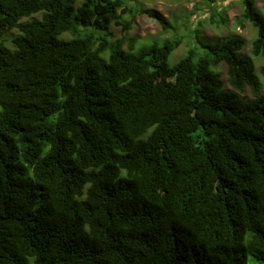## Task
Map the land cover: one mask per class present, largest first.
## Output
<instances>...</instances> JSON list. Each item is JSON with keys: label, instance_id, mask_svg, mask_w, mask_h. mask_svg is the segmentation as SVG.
<instances>
[{"label": "trees", "instance_id": "16d2710c", "mask_svg": "<svg viewBox=\"0 0 264 264\" xmlns=\"http://www.w3.org/2000/svg\"><path fill=\"white\" fill-rule=\"evenodd\" d=\"M130 1L0 0V264H264V11L242 0L251 57L172 65Z\"/></svg>", "mask_w": 264, "mask_h": 264}, {"label": "rangeland", "instance_id": "374dc122", "mask_svg": "<svg viewBox=\"0 0 264 264\" xmlns=\"http://www.w3.org/2000/svg\"><path fill=\"white\" fill-rule=\"evenodd\" d=\"M82 0H78L80 3ZM132 13L125 14L123 21L131 24V34L138 37L141 44H150L154 40L163 41L167 39L182 38L183 43L170 56V64H175L184 57L189 45L198 47L200 43L222 42L231 36H241L246 40L243 54L251 57V43L257 37V29L249 21H242L244 6L242 0H215L207 2L201 0H134L129 2ZM257 7L264 11V0H256ZM158 11L162 16L168 18L174 29L163 30L162 26L153 19L149 12ZM225 15L226 23L219 24L211 22L214 14ZM242 18V19H241ZM87 32H94L92 26H81ZM198 31V35L195 34ZM97 36L104 33L95 32ZM123 35L122 28L112 25L109 34L105 37L109 40L120 38ZM65 37H70L66 34ZM200 51H204L202 47ZM201 53V52H200ZM203 54V53H201ZM257 68L260 62L254 59ZM225 71V69H222ZM244 99H250L248 90L243 94ZM250 259H253L250 257Z\"/></svg>", "mask_w": 264, "mask_h": 264}]
</instances>
